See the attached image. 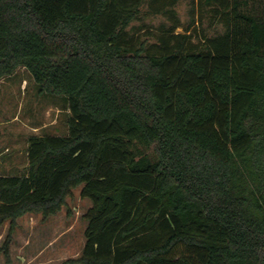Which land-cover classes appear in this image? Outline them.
Instances as JSON below:
<instances>
[{"label": "trees", "instance_id": "obj_1", "mask_svg": "<svg viewBox=\"0 0 264 264\" xmlns=\"http://www.w3.org/2000/svg\"><path fill=\"white\" fill-rule=\"evenodd\" d=\"M147 2L172 21L152 43L129 28ZM197 2L223 32H177L178 0H0V84L25 68L70 110L0 174L7 257L20 217L82 186L73 262L264 264V0Z\"/></svg>", "mask_w": 264, "mask_h": 264}, {"label": "rangeland", "instance_id": "obj_2", "mask_svg": "<svg viewBox=\"0 0 264 264\" xmlns=\"http://www.w3.org/2000/svg\"><path fill=\"white\" fill-rule=\"evenodd\" d=\"M197 0H178L176 11L181 21L177 32L191 27L199 41L206 36L223 32L221 24H214L209 13L196 15ZM172 21L163 14L150 11L147 2L140 18L130 30L146 43L156 42V34L169 27ZM70 110L62 97L45 96L25 68L2 79L0 84V174H20L27 170L28 138L31 135H65ZM82 186L74 189L67 204L56 214L44 217L28 213L18 219L13 234L10 256L0 251V264H79L85 244L87 220L84 214L92 205L81 196ZM9 230V221L0 232V248Z\"/></svg>", "mask_w": 264, "mask_h": 264}]
</instances>
